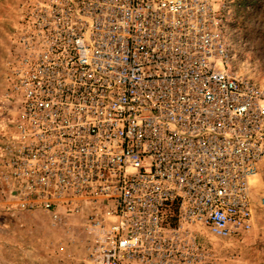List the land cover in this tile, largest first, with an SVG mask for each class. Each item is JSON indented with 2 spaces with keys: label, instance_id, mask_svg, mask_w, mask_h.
<instances>
[{
  "label": "built area",
  "instance_id": "2783aa9c",
  "mask_svg": "<svg viewBox=\"0 0 264 264\" xmlns=\"http://www.w3.org/2000/svg\"><path fill=\"white\" fill-rule=\"evenodd\" d=\"M220 0H24L0 126L8 208L80 217L87 264L203 263L253 224L264 85L229 64Z\"/></svg>",
  "mask_w": 264,
  "mask_h": 264
},
{
  "label": "rangeland",
  "instance_id": "374dc122",
  "mask_svg": "<svg viewBox=\"0 0 264 264\" xmlns=\"http://www.w3.org/2000/svg\"><path fill=\"white\" fill-rule=\"evenodd\" d=\"M23 1L0 0V126L15 112L6 75ZM220 2L232 70L264 85V0ZM250 193L252 227L229 237L200 229L197 240L207 253L203 263L192 264H264V159L251 179ZM7 203L0 194V264L88 263L89 234L80 217L54 220L44 211L8 208Z\"/></svg>",
  "mask_w": 264,
  "mask_h": 264
}]
</instances>
